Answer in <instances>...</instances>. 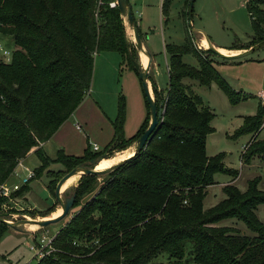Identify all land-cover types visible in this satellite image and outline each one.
Listing matches in <instances>:
<instances>
[{
    "label": "trees",
    "instance_id": "16d2710c",
    "mask_svg": "<svg viewBox=\"0 0 264 264\" xmlns=\"http://www.w3.org/2000/svg\"><path fill=\"white\" fill-rule=\"evenodd\" d=\"M109 1L0 0V33L13 43L9 59L0 58V182L10 181L19 159L34 145L40 160L15 194L26 190L47 166L50 157L42 143L89 91L95 53L117 51L122 62L139 73L138 48L126 36L117 4ZM188 3L184 1L182 10L186 16ZM245 6L252 45L264 39V0H247ZM162 12L168 14L169 0L162 1ZM186 28L183 42H165L166 87L162 90L149 74L154 99L163 108L151 139L110 169L81 174L70 186L75 191L70 216L54 233L52 249L35 264H264V223L256 213L257 205L264 204V188L258 186V175L248 179L244 191L224 184V197L203 205L214 173L236 175L238 170L223 163V152L207 154L214 113L183 78L206 85L214 80L233 102L240 94L214 66L213 55L218 53L198 47ZM137 29L141 36L138 25ZM185 53H192L197 64L184 61ZM124 106L120 96L113 135L102 148L87 145L79 155L56 150L53 159L62 167L50 173L49 190L54 192L61 175L76 164L94 166L91 158L104 154L106 159L135 142L149 123V109L138 129L127 136ZM263 121L260 101L257 111L245 115L235 130L255 134L241 153L244 162L256 154L264 157V139L256 136ZM4 199L0 196V204ZM225 217L242 220L254 234L217 224ZM8 226L0 220V236ZM161 254L166 259L155 260Z\"/></svg>",
    "mask_w": 264,
    "mask_h": 264
},
{
    "label": "rangeland",
    "instance_id": "374dc122",
    "mask_svg": "<svg viewBox=\"0 0 264 264\" xmlns=\"http://www.w3.org/2000/svg\"><path fill=\"white\" fill-rule=\"evenodd\" d=\"M246 1L194 0L190 19L184 13V19H181L173 2L168 23L166 25L164 22L163 24L162 22L160 23V20L154 15V21L150 23V27L144 26V24L141 25L139 16L135 14L141 29L146 30V33L141 31V40L145 41L149 51L154 56V63L151 66L153 74H149L151 78L154 77L157 85L163 90L168 81L164 40L166 42H183L185 33L187 37L186 26H188V32H190L191 26H200L214 42L226 45L242 43V47H249L253 30L250 16L245 6ZM124 23L128 40L136 46L135 39L125 19ZM199 33L200 31H197V35L202 37L203 34ZM193 42L195 43L194 40ZM0 45L9 50L13 47L10 37L1 33ZM197 46L199 47V45ZM200 47L206 48L207 45L206 47L203 45ZM245 49L248 48L245 47ZM242 52H245V50ZM96 56H98L97 60H99V63L96 65L94 74ZM141 57L143 58V56ZM0 58L5 60L1 50ZM213 58L215 59L213 61L214 66L219 73L233 89L239 92L240 97L236 102L231 101L228 93L214 80L208 85L190 77H185L183 80L189 83L194 91L202 96L204 102L211 107L214 113L211 119L214 130L208 133L206 138L207 154L213 155L217 152H223V163L228 167L237 169L239 174L233 175L223 171L215 172V181L206 188V194L203 198L204 207L211 206L224 197L223 185L229 182L244 191L247 187L248 179L258 175L260 177L258 186L264 188V157L256 154L249 162H244L241 159L242 151L255 134L253 132H238L235 134V130L243 122V117L248 114H254L258 109L259 102H264V45L247 52L245 55L223 58L219 54H214ZM183 60L197 64V59L192 53H185ZM142 62L145 64L146 60ZM94 66L92 75L94 91H89L92 97L90 102L97 100L107 113L111 112V110L116 113L119 97L122 96L125 103L124 133L127 136L133 134L144 120L148 111V102L139 74L130 68L125 61L122 62L120 53L113 50H103L95 53ZM86 95L84 98H86ZM87 106V103L82 106V110L77 113L78 117L83 114V110ZM105 118L107 121L106 116ZM76 121L79 122L80 119H76ZM79 123L81 124V129L68 123L64 126L62 136L56 137L57 140L59 138L63 139V143L60 146L64 148V151L68 154L79 155L87 145L91 149H94V144L98 145L99 149L102 148L106 142L104 141L105 136L102 129L104 124H99L100 120L96 114L92 116L90 125H86L82 121ZM256 136L264 139V121ZM52 146L53 142L47 145V151L44 149L45 152H48L50 160L43 172L39 176L34 177L22 193L15 194L13 191L10 196H4L5 199L0 204V210L3 211L5 218L10 221L8 222L9 226L0 236V264H35L37 260L36 247L39 244L38 240L40 237L54 235L70 216L69 210L63 218L50 222L46 226L38 225L35 228L27 227V221H22V219L27 218L42 219L50 217L61 208L53 190L47 188V181L50 175L57 173V170L62 167L59 161L53 159L55 148ZM35 147L36 145L32 146L29 150L30 153L28 152L24 158V162L32 169L40 162L33 151ZM123 152L115 151L111 157L120 155ZM15 170H18L17 167H15ZM18 177L13 174L10 180L17 182ZM100 178L101 176L98 177V179ZM70 186L62 189L63 197L72 192ZM256 213L264 223L263 203L257 205ZM16 222H18L17 226L14 225ZM217 224L233 225L241 232L254 234V231L249 229L242 220L235 217L222 218L217 221ZM34 237H36L37 241L34 240ZM165 259V254L155 257V260Z\"/></svg>",
    "mask_w": 264,
    "mask_h": 264
},
{
    "label": "crops",
    "instance_id": "0c3cea01",
    "mask_svg": "<svg viewBox=\"0 0 264 264\" xmlns=\"http://www.w3.org/2000/svg\"><path fill=\"white\" fill-rule=\"evenodd\" d=\"M162 1L163 0H129L130 5H131V8H132V11H133V14H134V17H135V14L139 16V21H140V24L141 25L144 24V26H149L150 27V23H152L154 21L153 20V16L154 15L157 16V18L160 20V23L162 22V24H163V22H164V24L166 25L168 23V20H169V17H170V12L172 11V8H173V7H171V5H173L172 4L173 2L175 3V7H177V9H178V14L180 15L181 19H184L183 18L182 10L184 8V1L185 0H169V12H168V14H164L162 12ZM124 17L125 16H123V20H124ZM135 22H136V25L139 26L140 30L142 32H145L146 33V30L145 29L144 30L141 29L140 25L138 24V21H137L136 17H135ZM183 23H184V21H183ZM193 27H195L196 29H198V31H200L199 34H203L204 36H206L207 39L209 40V42L213 46H215L217 49H222L223 51L226 52V54L238 53V52L243 51L245 49V47H242V43L241 44H238L237 46H235V45H226V44L214 42L212 40V38L208 36V33L206 31H204L203 28H201L200 26H193ZM162 32H163V30H162ZM184 33H185V28H184ZM133 35H134V33H133ZM185 37H186V33L184 35V38ZM134 39H135V37H134ZM200 39L201 38L199 37V40ZM165 42L166 41L164 40V44H165ZM142 44L147 47V45H146V43H145L144 40H142ZM204 47H206V46H204ZM141 51H142L141 56H144L143 50H141ZM138 53H139V63H140V66L142 67V66L146 65L147 62L145 64L142 62V60H141L142 57L140 56V49L139 48H138ZM164 53L166 54V58H167L166 65L168 66V55H167V53L165 51V46H164ZM97 59H98V56H96V59H95L94 74H95V71H96V65L99 63V60H97ZM147 61H148V55H147ZM153 63H154V56L151 53V60H150V67H149V73L150 74H153V72H151V66H152ZM167 70H168V68H167ZM92 75H93V73H92ZM147 83H148L149 89H150V91H151V93L153 95L152 88H151L152 87L151 86V80L149 78L147 79ZM92 84L93 83H92V79H91V86H90V89H89L90 92H93L94 91V89L92 87ZM89 91L87 92L88 94L86 93L87 95L85 94L86 95V98H84L83 101L80 102V104L71 113L70 117H68L67 119H65L63 121V123L59 126V128L51 135V137H49L47 140H45L42 143L43 148L46 151H47V149H46L47 148V145L48 144H51L52 142H53V146L52 147L55 148V152H56V150L58 148H62V146H60V145H62L63 139L59 138L57 140L56 137L57 136L58 137H61L62 136V134L64 132V126L66 124L70 123L73 126H76L79 129H81L80 128L81 127V124L79 122L82 121L84 124L90 125L91 124L92 116L95 115V114H96L97 118L100 120V123L99 124H102V125L104 124V127H102L103 134L105 136L104 141L107 142L112 137V135H113L112 119L114 118V116H115L116 113L114 111H112V110H111V112L107 113L100 106V104H99V102L97 100H94V102H92V101L90 102V99L92 97L90 96L91 93ZM86 103L88 104L87 108L85 110H83V114H81L80 117H78V115H77L78 111L79 110H82L81 109L82 106L85 105ZM105 116L107 117V121H106ZM69 118H71V119H69ZM76 119H80V121L77 122ZM123 128H124V125H123ZM131 146H134V148H135V142H133L131 145H129L128 147H126L124 149L118 150V151H124L125 152V154H123V156L118 161H120L121 159H123V158H125V157L128 156L129 150H130L128 148H130ZM97 147H98V145H97ZM127 149H128V151H127ZM118 151H116V152H118ZM24 158H25V156L22 158V161L23 162H24ZM17 169H18L19 173L24 172V168L21 165H18L17 166ZM76 183L77 182H75L74 184H76ZM211 184H213V182ZM51 216H53V215H51Z\"/></svg>",
    "mask_w": 264,
    "mask_h": 264
},
{
    "label": "water",
    "instance_id": "95a60500",
    "mask_svg": "<svg viewBox=\"0 0 264 264\" xmlns=\"http://www.w3.org/2000/svg\"><path fill=\"white\" fill-rule=\"evenodd\" d=\"M116 4L120 10V13L123 16L126 17L128 23L130 25H132L133 27V33H134V37H135V42H136V47L145 51L148 55V61L146 63V65L144 66H140V70H139V77L142 81V87L144 89L145 95H146V100L148 102V109H149V113H150V119H149V123L147 125V127L144 129V131L137 137V139L135 140V148L132 154H134L136 151L140 150L142 147H144L146 145V143L151 139L152 135L154 134L156 128L159 125V121L160 118L162 116L163 113V108L162 105H158L154 99V96L152 95L148 83H147V79L149 78V67H150V60H151V53L149 51V49L142 44V40H141V36L139 35L138 29H137V25L135 22V17L130 5L129 0H116ZM193 4H194V0H189L188 3V7H187V17L190 19L191 14H192V10H193ZM190 24V21H189ZM191 25V24H190ZM197 31L198 29H196L195 27L190 28V33L192 35L193 40L195 41V43L197 45H200V40H199V36L197 35ZM209 42V40H208ZM264 45V39L258 41L257 43H254L253 45L247 47L248 49H244L245 52H238L239 54H226L223 53L221 51H219L215 46H213L210 42L209 45L207 47L211 48L213 51H215L216 53H218L219 55L223 56V57H234L237 55H245L247 52L254 50L255 48ZM243 50V51H244ZM130 154V155H132ZM128 155V156H130ZM127 156V157H128ZM104 157V154H100L97 155L93 158H91L89 160L90 163H93L94 166L95 164L98 162V160H100L101 158ZM126 158V157H125ZM124 159V158H123ZM123 159H121L120 161H122ZM116 162L115 164H113L110 167H106L103 169H96L94 166H88L87 164L81 162L76 164L75 166H73L69 171H67L66 173H64L59 180L56 183L55 189H54V195L56 197V199L58 200V202L61 205V211L54 216H50V217H46V218H42V219H37V218H27V219H22V221H32V222H36L38 223L39 226H45L47 224H49L50 222H54L57 221L61 218H63L70 210L74 198H75V191L71 192L69 195L66 196H62V189H61V185L64 182V180L70 176L71 174L75 173L76 171H81V173H95V172H101L107 169H110L114 166H116L117 164H119V162ZM0 220L1 221H5V222H10L8 219L5 218V215L2 213H0ZM20 222V221H19ZM18 222H16V224H14L15 226H17ZM9 224V223H8Z\"/></svg>",
    "mask_w": 264,
    "mask_h": 264
},
{
    "label": "built area",
    "instance_id": "2783aa9c",
    "mask_svg": "<svg viewBox=\"0 0 264 264\" xmlns=\"http://www.w3.org/2000/svg\"><path fill=\"white\" fill-rule=\"evenodd\" d=\"M110 5H115L116 4V0H111L109 1ZM0 50L2 52V54L5 56V60H8L10 57V53L11 50H9L8 48H5L3 46L0 45ZM94 149H97V145L94 144L93 145ZM18 165H21L24 168V172L19 173L18 170L14 171V174L19 176L18 181L17 182H13V181H3L0 182V196H10L11 192L15 191L21 183H25L28 182L29 179L34 175V170L29 167L27 164H25L22 161V158L19 159L16 167ZM53 235H46V236H42L40 237L39 244L36 247L37 252V258L43 256L46 252L50 251L52 249L51 246V239H52Z\"/></svg>",
    "mask_w": 264,
    "mask_h": 264
},
{
    "label": "bare ground",
    "instance_id": "6f19581e",
    "mask_svg": "<svg viewBox=\"0 0 264 264\" xmlns=\"http://www.w3.org/2000/svg\"><path fill=\"white\" fill-rule=\"evenodd\" d=\"M124 19L126 20L127 25H129L128 27L130 28V31L132 32V36H133V38H134V35H133V27H132V25H130V24L128 23L126 17H124ZM124 24H125V23H124ZM200 38H201V39H200V42H199V43H200L201 45H203V46H206V45L208 46V45H209V42H208V39H207L206 36L202 35V37H200ZM205 44H206V45H205ZM218 50L221 51V52H223V53H226V52L223 51L222 49H218ZM140 51H141V50H140ZM141 53H142V51L140 52V56H141ZM143 53H144V56H143V58H142L141 60H142V61H145V60H146V62H147V53H146L145 51H143ZM145 58H146V59H145ZM146 62H145V63H146ZM133 151H134V146H131L128 155L132 154ZM119 154H120V153H119ZM123 154H125V152H123V153L120 154V155H115V156H113V157L106 158V159H104V157H103V158H101L100 160H98V162L95 164L94 167H95L96 169H103V168H106V167H110L112 164H114L115 162H117V161L123 156ZM79 175H81V171H76L75 173H73V174H71L70 176H68V177L64 180V182L62 183V185H61V189H65V188H67L68 186L73 185V184L77 181ZM60 211H61V208H59V210H58L57 212H55L54 215H57ZM54 215H53V216H54ZM26 223H27V227H29V228H35V227L38 226V223H36V222H32V221H29V222H26Z\"/></svg>",
    "mask_w": 264,
    "mask_h": 264
}]
</instances>
